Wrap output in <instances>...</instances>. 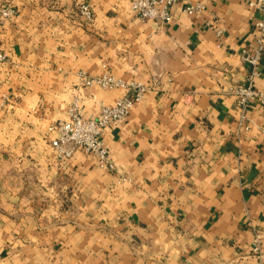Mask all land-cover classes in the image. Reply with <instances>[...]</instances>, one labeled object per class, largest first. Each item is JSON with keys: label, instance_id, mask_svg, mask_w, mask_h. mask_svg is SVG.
I'll return each instance as SVG.
<instances>
[{"label": "crops", "instance_id": "crops-1", "mask_svg": "<svg viewBox=\"0 0 264 264\" xmlns=\"http://www.w3.org/2000/svg\"><path fill=\"white\" fill-rule=\"evenodd\" d=\"M191 1L205 10L176 3L170 22L131 0L0 4L16 8L0 24V264H264V104L247 105L242 129L229 92L248 83L257 13L250 0ZM103 65L151 86L103 133L112 170L48 129L77 96L86 118L116 101L119 89L80 76Z\"/></svg>", "mask_w": 264, "mask_h": 264}, {"label": "built area", "instance_id": "built-area-1", "mask_svg": "<svg viewBox=\"0 0 264 264\" xmlns=\"http://www.w3.org/2000/svg\"><path fill=\"white\" fill-rule=\"evenodd\" d=\"M176 3H182L184 10L189 14L201 13L205 5L201 2L194 3L191 0H131L132 11L142 19L170 22L173 19L172 7ZM249 6L257 13L255 21L256 33L254 45L241 50L244 63L249 65L248 83L230 87L241 111L239 127L249 129L246 123V107L251 102L264 104V87H258L255 79L261 74V63L264 55V0H250ZM82 17L91 21L94 17L92 6L83 2L79 6ZM16 14V8L11 5L0 7V24ZM221 30L218 31L220 33ZM8 53L0 50V63L6 61ZM84 85L99 86L103 89H119L120 96L113 104H104L100 114L95 118H86L80 112V98L77 96L72 101L68 115L64 119H57L50 124L49 130L57 133L53 143L55 146H78L87 153L96 156L100 167L112 170L115 163L110 149L103 138L104 131L113 124L124 121L137 103L142 101L150 89V85L143 81L124 79L118 77L103 65L102 71L97 75H89L80 71ZM155 85L159 84L154 79ZM123 180H126L124 177ZM252 250L261 254L262 235L255 233Z\"/></svg>", "mask_w": 264, "mask_h": 264}, {"label": "rangeland", "instance_id": "rangeland-1", "mask_svg": "<svg viewBox=\"0 0 264 264\" xmlns=\"http://www.w3.org/2000/svg\"><path fill=\"white\" fill-rule=\"evenodd\" d=\"M15 0H0V4L3 5V4H15V2H13ZM2 2V3H1Z\"/></svg>", "mask_w": 264, "mask_h": 264}]
</instances>
